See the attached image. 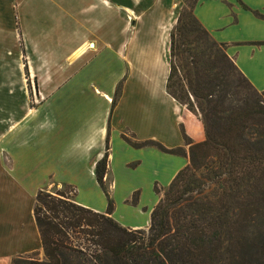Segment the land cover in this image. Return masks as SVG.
Returning <instances> with one entry per match:
<instances>
[{"label": "crops", "instance_id": "0c3cea01", "mask_svg": "<svg viewBox=\"0 0 264 264\" xmlns=\"http://www.w3.org/2000/svg\"><path fill=\"white\" fill-rule=\"evenodd\" d=\"M171 7L164 0H0V264L41 251L33 218L41 190L68 186L77 205L105 212L94 171L106 141L111 218L129 230L148 227L159 200L154 186L166 189L188 160L131 148L122 136L166 149L184 147L182 130L194 144L204 141L199 117L165 88ZM254 13L264 17V0H200L193 9L263 92L264 20Z\"/></svg>", "mask_w": 264, "mask_h": 264}, {"label": "trees", "instance_id": "16d2710c", "mask_svg": "<svg viewBox=\"0 0 264 264\" xmlns=\"http://www.w3.org/2000/svg\"><path fill=\"white\" fill-rule=\"evenodd\" d=\"M199 1L184 0L170 31L165 88L199 117L204 141L194 144L182 130L184 147L166 149L122 136L131 148L150 147L188 160L165 190L154 186L159 200L148 227L129 230L111 218L106 141L94 171L105 212L77 205L68 186L39 191L33 218L43 258L34 252L10 264H264V91L253 88L224 45L197 22L193 9ZM120 90L121 85L116 98ZM138 197L132 195V206Z\"/></svg>", "mask_w": 264, "mask_h": 264}, {"label": "rangeland", "instance_id": "374dc122", "mask_svg": "<svg viewBox=\"0 0 264 264\" xmlns=\"http://www.w3.org/2000/svg\"><path fill=\"white\" fill-rule=\"evenodd\" d=\"M165 1V4L166 5H168V7L169 6H171V3H172V7H171V11H173V14L176 16V19H177V17H178V15H179V13H180V11H181V9H182V7H183V2H184V0H182V1H180V2H177V0H164ZM176 22V21H175ZM175 25V24H174ZM173 28V27H172ZM174 66H175V68L177 69L178 68V60L177 59H175L174 60ZM178 71V70H177ZM31 83H28V88L30 89L29 91L31 92L32 91V86L30 85ZM187 109V108H186ZM128 136V135H127ZM129 137V136H128ZM108 180H107V184H108ZM57 189H61V188H57ZM48 191H50V192H55L56 191V189H54V187H48V189H47ZM163 190H165V189H163ZM162 190V191H163ZM68 191V190H67ZM161 191V190H160ZM68 192H70L69 194L72 196V194H73V190H69ZM85 195L86 194H80L79 195V198H84L85 197ZM115 195V198L116 199H120V198H122V194H120V193H118V194H114ZM146 195H144V197H145ZM149 196V195H148ZM113 196H111V198H112ZM159 198V197H158ZM75 200V199H74ZM112 200L114 201V198H112ZM131 200V199H130ZM130 200L129 201H127L128 203H130ZM35 258H37V259H39V260H42V258H43V254H42V251H40V252H37V257H35Z\"/></svg>", "mask_w": 264, "mask_h": 264}]
</instances>
